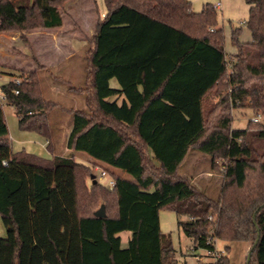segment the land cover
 <instances>
[{
	"label": "trees",
	"instance_id": "trees-1",
	"mask_svg": "<svg viewBox=\"0 0 264 264\" xmlns=\"http://www.w3.org/2000/svg\"><path fill=\"white\" fill-rule=\"evenodd\" d=\"M68 1L0 0V33L63 27ZM244 1L251 39L232 27L229 61L212 5L195 12L188 0H104L81 89L88 111L73 112L66 145L88 165L52 149L51 159L14 152L0 104V264H187L162 232V209L186 218L178 226L194 251L213 230L227 252L246 242L249 264H264V125L237 128L232 115L235 107L264 115V0ZM30 77L1 90L21 129L47 137L51 148L45 113L33 114L46 103L37 74ZM118 95L121 105L110 100ZM193 148L222 172L218 199L179 173ZM99 166L113 188L92 182ZM102 205L106 217L95 214ZM215 264L233 263L225 256Z\"/></svg>",
	"mask_w": 264,
	"mask_h": 264
},
{
	"label": "rangeland",
	"instance_id": "rangeland-1",
	"mask_svg": "<svg viewBox=\"0 0 264 264\" xmlns=\"http://www.w3.org/2000/svg\"><path fill=\"white\" fill-rule=\"evenodd\" d=\"M195 12L201 11L205 5H213L219 1L223 5V13L217 11L218 26L223 28L226 40L230 39L232 27L246 26L243 22L249 17V5L244 0H188ZM101 14L106 10L104 0H97ZM65 12V30L74 34L79 42L69 43L60 37L53 38L51 33L41 35L39 32L45 28L33 29L25 32L0 33V88L2 85L19 79L28 82L32 74H37L41 100L50 103L35 111L33 114L45 113L47 124L51 129L55 140L52 144L56 147L57 154L71 156L70 150H65L67 133L73 124V112L75 110L88 111V92L82 91L87 86L88 50L90 38L93 35L95 23L100 18L99 10H95L89 0H70L62 9ZM101 19V18H100ZM61 28V27H60ZM30 35L31 33H34ZM53 32V31H50ZM76 32V33H75ZM39 33V34H37ZM23 37V38H21ZM49 38H52V42ZM228 57L231 55L229 45H226ZM5 65V67L3 66ZM18 67V68H17ZM53 86V87H52ZM55 86V87H54ZM1 90V89H0ZM219 97L216 98L218 101ZM3 103L5 122L9 128L11 147L14 152L36 154L42 158L51 159L52 154L48 150L46 139L32 130H23L20 127L16 109ZM233 126L245 128L251 118L261 115L253 113L249 108L235 107L232 109ZM86 155V154H85ZM82 163L87 158L78 155ZM179 173L190 179L191 184L202 193L213 199H218L224 178L221 171L212 170L211 157L197 148H193L183 162ZM103 167L93 168L96 176L92 182H101L105 185V177H101ZM95 180V182H94ZM178 220H186L178 217L170 209H162L160 212V227L163 234L170 235L176 250V256L187 264H200L194 254L195 243L187 238L178 226ZM0 230L5 234L1 219ZM223 244V241L221 242ZM230 251L227 252L233 264H246L250 244L246 242L229 243ZM184 257V258H183Z\"/></svg>",
	"mask_w": 264,
	"mask_h": 264
},
{
	"label": "crops",
	"instance_id": "crops-1",
	"mask_svg": "<svg viewBox=\"0 0 264 264\" xmlns=\"http://www.w3.org/2000/svg\"><path fill=\"white\" fill-rule=\"evenodd\" d=\"M89 2L91 3V5L93 6V8L97 11V10H99V12H100V18L102 19L103 17H104V15L106 14V11H107V9L101 14V11H100V9H99V7H98V2H97V0H89ZM197 12H199V11H197ZM62 15H63V27H61V28H56V29H45V30H42L41 32H39L41 35H39V36H46L45 34H47V33H51L53 36V38L55 37V38H57V37H60L61 39H64V40H66V41H69V43H71V44H73V42H79L78 41V39H77V37H75L74 36V34H70V31H67V30H65V12L63 11L62 12ZM99 18V19H100ZM249 18H251V16H250V13H249V17H248V19ZM98 20V19H97ZM96 24V23H95ZM241 27V26H240ZM94 30H95V28H94ZM231 30H232V28H231ZM50 31H53V32H50ZM36 32H34V33H31L30 35H32V34H35ZM39 33H37V34H39ZM76 33V32H75ZM94 33V32H93ZM49 36V35H48ZM48 36H46L47 38H48ZM230 36H231V34H230ZM231 38H232V36L230 37V39L229 40H226V44L227 45H229L228 47L230 48V50L229 51H233V47L231 46V44H230V42H231ZM50 39V41L52 42V38H49ZM251 39V36H250V33H249V31L247 30V28L245 29V31L243 30V33H242V38H241V40L242 41H249ZM4 67H5V65H3ZM18 68V67H17ZM7 84V83H6ZM110 85H111V87H113V88H115V89H120L121 87L119 86V84L117 83V81L115 80V79H112L111 81H110ZM53 87V86H52ZM55 87V86H54ZM1 89V88H0ZM1 91V90H0ZM123 99H124V96L123 95H121V96H114V97H112L110 100L111 101H115L116 103H118L119 105H121V102L123 101ZM3 103H5V102H0V104L3 106ZM7 105H9L8 103H6ZM10 106V105H9ZM11 107H13V108H15L14 106H11ZM71 129H72V126L70 127V129H69V131H68V133H67V137H66V140H65V150H67V140H68V138H69V133H70V131H71ZM44 138L46 139V141H45V145H47L48 144V142H49V139L47 138V137H45L44 136ZM53 140H55L54 138H52V141ZM50 149H52V151L56 154V155H58V156H63L62 154H57V151H56V147L53 145V146H51V148H49L48 147V150L50 151ZM52 154V153H51ZM78 155H84L85 157H86V155L84 154V153H82V152H71V156H74L75 157V160H77L78 162H83V160H81V159H79V156ZM84 161L86 162V163H88V164H90L91 163V159L87 156V158H85L84 159ZM118 172H120V171H118ZM120 173H122V172H120ZM122 175L124 176L125 175V173L123 172L122 173ZM3 232H1V230H0V237L1 236H3V234H2ZM120 237H121V244H123V247H126L127 245H128V241L130 240V238H131V232H129V231H125V232H123V233H121L120 234ZM224 242V241H223ZM194 254H196V251L194 252ZM193 254V255H194ZM184 258V257H183ZM179 259V258H178ZM184 260H186L185 258H184ZM179 261H181L180 259H179Z\"/></svg>",
	"mask_w": 264,
	"mask_h": 264
},
{
	"label": "built area",
	"instance_id": "built-area-1",
	"mask_svg": "<svg viewBox=\"0 0 264 264\" xmlns=\"http://www.w3.org/2000/svg\"><path fill=\"white\" fill-rule=\"evenodd\" d=\"M216 11H220L223 13V5L222 2L219 1L212 5ZM246 21L243 22V25H245ZM232 59V55L228 57V60L230 61ZM14 82L16 84H20L21 81L19 79H15ZM15 94H19V90L14 89L13 91ZM6 101L5 94L3 91H0V102ZM251 120L255 123H261L264 125V119H262L261 115L255 116L251 118ZM3 165H7L6 161H3ZM101 177H105L106 182L105 185L107 187L113 188L116 184V181L110 176L109 173H106L105 171L101 172ZM210 220H212V217H209ZM205 245L203 248H200L198 251H196V254H194L195 257H197L200 264H215L217 261L220 260V258H223L226 256V246L225 243H221L222 240H219V238L214 234L213 230L209 232V234L205 238Z\"/></svg>",
	"mask_w": 264,
	"mask_h": 264
},
{
	"label": "water",
	"instance_id": "water-1",
	"mask_svg": "<svg viewBox=\"0 0 264 264\" xmlns=\"http://www.w3.org/2000/svg\"><path fill=\"white\" fill-rule=\"evenodd\" d=\"M94 182H95V180H94ZM95 214L98 217H106L107 216V213H105V206L102 205L98 210L95 211ZM257 242L258 241H256V243L254 244V246L257 244ZM247 256H248V258H247V263L246 264H249L250 263V260H251L250 253Z\"/></svg>",
	"mask_w": 264,
	"mask_h": 264
}]
</instances>
